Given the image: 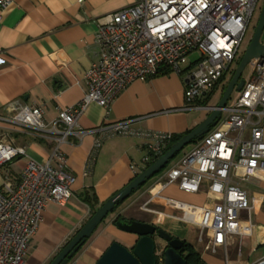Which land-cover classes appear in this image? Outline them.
I'll use <instances>...</instances> for the list:
<instances>
[{"label":"built area","instance_id":"1","mask_svg":"<svg viewBox=\"0 0 264 264\" xmlns=\"http://www.w3.org/2000/svg\"><path fill=\"white\" fill-rule=\"evenodd\" d=\"M11 0H0L4 8ZM259 0H132L97 20V51L84 80L86 91L74 105L60 109L48 126L43 109L12 101L5 120L37 134L49 133L54 145L43 162L29 158L14 184L0 187V264H24L48 202L64 204L71 196L74 177L60 145L84 133L78 118L90 103L109 108L117 95L135 80L161 73L182 75L183 110L210 111L202 101L220 86L239 55L240 46ZM264 43V42H263ZM199 57L184 66L187 57ZM255 61L234 105L221 109L220 119L192 148L164 172L157 185L176 184L180 191L197 193L202 184L212 205L195 208L199 239L207 232L205 248L215 252L229 235L251 236L250 210L264 201L263 193L248 198L238 182L264 184V56ZM222 82V83H221ZM138 118L100 125L94 147L113 136L145 139L147 153L131 165L133 177L159 158L172 134L132 127ZM21 148L0 142V165L23 155ZM245 212L249 222L242 226ZM68 264H74L69 262ZM255 264H264V256Z\"/></svg>","mask_w":264,"mask_h":264},{"label":"crops","instance_id":"2","mask_svg":"<svg viewBox=\"0 0 264 264\" xmlns=\"http://www.w3.org/2000/svg\"><path fill=\"white\" fill-rule=\"evenodd\" d=\"M131 1L11 0L0 8V142L24 151L0 165V187L5 181L15 184L29 158L45 161L54 145L51 134H37L6 121V106L12 101L39 106L49 126L60 109L76 104L86 91L84 77L97 51V20ZM183 90L182 75L161 73L131 82L109 108L96 103L86 106L77 121L84 133L72 134L60 145L74 177L71 196L62 205L46 204L24 264H49L90 216L134 178L131 165H138L147 153V141L131 136L108 137L95 148L96 133L90 130L138 118L133 128L172 136L184 134L208 112L198 118L194 113L203 110H183ZM163 174L142 185L109 213L70 262L95 264L113 242L129 248L137 236L117 229L114 220L118 217L153 224L188 243L198 254V264H255L264 256V201L251 207V236L229 235L213 253L205 248L206 230L200 240L199 227L190 222L197 220L195 208L217 202L208 194L207 184L193 194L180 191L175 183L160 190L157 183ZM250 182L263 190L264 184L255 179ZM262 193L247 196L251 199ZM85 194L96 198L94 211L83 199ZM241 215L246 228L249 222L245 212Z\"/></svg>","mask_w":264,"mask_h":264},{"label":"water","instance_id":"3","mask_svg":"<svg viewBox=\"0 0 264 264\" xmlns=\"http://www.w3.org/2000/svg\"><path fill=\"white\" fill-rule=\"evenodd\" d=\"M263 28L264 1L259 12L255 30L242 57L233 70L217 103L209 106L210 111L205 118L187 134H184L177 142L173 143L164 154L144 168L121 190L108 198L81 226L49 264H68L100 223L114 210L117 204L126 200L134 191L158 174L167 165L169 160L186 145L204 136L216 124L220 119L221 109L225 107L231 93L234 90L237 92L241 90L244 84L241 75L246 65L258 57L264 56V43L260 41ZM114 225L123 232L136 235L137 239L129 248L117 242L111 243L107 250L97 259L95 264H187L179 252L183 246V241L172 237L155 225L137 220L124 219L116 220Z\"/></svg>","mask_w":264,"mask_h":264},{"label":"rangeland","instance_id":"4","mask_svg":"<svg viewBox=\"0 0 264 264\" xmlns=\"http://www.w3.org/2000/svg\"><path fill=\"white\" fill-rule=\"evenodd\" d=\"M263 1L264 0H259L258 1V4H257V7L253 13V16L250 20V23L247 27V30L245 32V35H244V38L242 40V43H241V46H240V51H239V55L237 56L236 60L231 64L230 66V71H228V73L225 74V79L223 81V86L225 87L227 82L229 81L230 77H231V72L232 70L235 69L237 63L239 62L240 58L242 57L243 55V52L244 50L246 49L248 43H249V40L251 39L252 37V34L255 30V26L257 24V20H258V17H259V12H260V9H261V6L263 4ZM260 41L261 42H264V28H263V31L261 33V37H260ZM199 57V53L197 52H194L192 54H190L187 59H186V62L185 63H182L181 66H184L185 64H187L188 62H193L195 61L197 58ZM254 69H255V61H251L250 63H248L246 65V67L244 68L243 72H242V75H241V78L247 82L251 77H252V74L254 72ZM222 94V89L221 88H218L216 91H214L212 94H209L207 96V98H205L204 100H206V103L205 105H208V106H212L214 104L217 103V101L219 100L220 96ZM239 92H237L236 90H234L231 95H230V98L228 99L227 103H226V106L227 107H230L232 105H234L236 99L238 98L239 96ZM202 103H204V101H202ZM206 111H196L194 114H196L198 116V118L200 117H203L206 115ZM193 145V142L189 143L188 145H186L180 152H178L171 160H169V162L167 163V165L158 173L156 174L155 176H153L152 178L154 177H157L159 175H161L162 173L165 172V170H167L169 167H171L181 156H183V154L187 153L191 147ZM151 178V179H152ZM149 179L146 184L151 180ZM145 184V185H146ZM144 185V186H145ZM238 185L247 191L248 195L249 196H252V193L254 192H262L263 190L260 189L259 187V184H255L253 182H250V181H247V182H238ZM263 210H264V204H263ZM73 259V258H72Z\"/></svg>","mask_w":264,"mask_h":264},{"label":"trees","instance_id":"5","mask_svg":"<svg viewBox=\"0 0 264 264\" xmlns=\"http://www.w3.org/2000/svg\"><path fill=\"white\" fill-rule=\"evenodd\" d=\"M232 73H233V70H232L231 74H232ZM224 79H225V76H223L222 81H224ZM221 83H222V82H221ZM218 88H221L222 91H223V89H224L223 84H221L220 86H219V85H218V86H215V88L212 90L211 94H212L214 91H216ZM206 98H207V97H206ZM203 101H204L203 104H205V103H206V100H203ZM189 131H190V130L186 131L184 134H187ZM184 134L172 136V138L170 139V141L168 142V144H167V146H166V148H165L164 153L170 148V146H171L173 143L177 142V141H178V140H179ZM201 138H202V137H201ZM201 138H199V139H201ZM199 139H198V140H199ZM164 153H163V154H164ZM83 199H84L86 202L89 203V205L92 207V209H93V211H94V209H95L94 207H95V205L97 204L96 198H95L93 195H87V194H85V196L83 197ZM120 203H121V202H120ZM120 203H119V204H120ZM119 204H117V206H118ZM117 206H115V208H116ZM115 208H114V209H115ZM118 219H120V218H119V217L116 218V219L114 220V222H115L116 220H118ZM179 252H180V254L184 257V259L186 260L187 264H198V262H199L198 254L194 251V249H193L188 243L183 242V246H182V248L179 250Z\"/></svg>","mask_w":264,"mask_h":264}]
</instances>
